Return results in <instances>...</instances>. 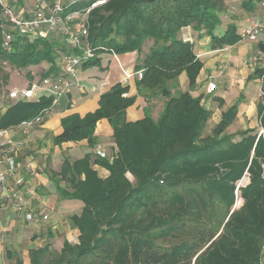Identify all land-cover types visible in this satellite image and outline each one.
<instances>
[{"label":"trees","instance_id":"16d2710c","mask_svg":"<svg viewBox=\"0 0 264 264\" xmlns=\"http://www.w3.org/2000/svg\"><path fill=\"white\" fill-rule=\"evenodd\" d=\"M72 1L65 2L68 12L95 0ZM260 2L108 0L89 14L88 43L95 53L83 67L96 66L105 52L136 51V70L143 71L135 81L136 92L148 101L162 99L163 109L156 119L146 111L141 120L128 122L126 110L135 98H124L128 88L116 85L100 97L95 111L61 119L54 144L86 141L90 150L75 161L64 157L59 171L51 174L59 199L83 204L80 215L69 218L79 232L78 243L66 242L59 251L47 246L32 250L30 264H264V134L259 133H264V98L256 109L257 128L227 134L238 113L234 105L204 136L210 109L178 85L184 73L193 91L203 68L180 31L190 28L214 39L221 15L236 6L249 15ZM231 17L235 21L215 38L221 47L241 38L236 25L240 16ZM6 28L0 10L2 83L9 77L7 69L27 76L32 66L48 64L41 79L59 73L61 55L70 52L62 36L49 33L29 40L16 33L6 46ZM148 42V52L140 57ZM263 71H255L253 78L260 79ZM262 89L264 93V83ZM213 99L223 108L220 98ZM51 101L41 96L13 103L0 115V130L33 119ZM100 120L112 128V155L107 158L95 153L94 131ZM94 165L108 175L100 177ZM245 178L248 183L242 186ZM6 258L23 264L9 251Z\"/></svg>","mask_w":264,"mask_h":264},{"label":"crops","instance_id":"0c3cea01","mask_svg":"<svg viewBox=\"0 0 264 264\" xmlns=\"http://www.w3.org/2000/svg\"><path fill=\"white\" fill-rule=\"evenodd\" d=\"M34 0H8L10 6H18L30 12ZM236 21L239 34L240 26L245 30L250 19L258 20L264 24V10L255 9L249 15L241 13ZM222 25L214 31V39L206 36L204 32H195L190 28L180 31V37L191 39L193 51L203 64V68L198 74L196 85L193 91L188 90V80L184 73L179 75L178 85L180 91H188L194 97H201V105L206 109H212L209 100L220 98L223 108L238 106L236 121L241 116L247 117L252 122L256 118V109L261 98L259 96V80L253 78V73L264 69V61L252 64L247 68L244 63L251 54L264 52V38L259 37L256 42L248 43L240 38L232 46H219L216 39L224 35ZM241 35V34H240ZM242 36V35H241ZM216 38V39H215ZM196 42V43H195ZM149 43V42H148ZM142 47L143 56L148 52ZM138 53H123L117 55L118 63L115 62L113 55L105 52L98 56L96 66L82 67L79 73L80 86L74 89L67 98H63L55 113L48 114L42 122L34 128L27 137L25 148L20 152L19 164H25L29 156L33 157L30 170L21 167L20 174L24 179L23 193L27 199L28 209L32 213L33 219H27L26 213L16 212L10 205L2 207L0 205V264H11L6 258L9 251L23 261V264H30L28 253L47 246L50 250L59 251L64 243H78L79 232L70 225L71 216H79L82 209V202L79 200L59 199L57 196L56 183L51 178L52 172H58L59 167L67 157L71 161L82 158L89 150L86 141L78 143H63L58 147L53 142V137L60 134V121L68 115H84L96 110L100 97L113 86H126L128 97H134L132 106L126 110V120L136 122L141 120L146 111L151 117L156 119L162 111L163 100L153 98L150 101L142 98L136 92L135 80H130L123 84L122 69L127 72L136 70ZM35 71L39 75L48 69V64H40ZM16 76L21 79L26 87L30 82V74L16 71ZM12 74L6 83L0 81V115L12 105L13 102L6 96L7 92L14 89L11 84ZM215 84V92L208 93L206 87L208 83ZM39 93L38 98L42 95ZM231 96L228 100L226 97ZM46 97V96H45ZM31 101V100H30ZM68 102L72 107L68 106ZM222 111V110H221ZM112 128L107 120L97 122L94 138H96L95 153L104 155L105 158L112 155ZM100 177H106L108 172L105 168L98 165L93 166ZM60 186L63 188L64 184ZM26 211V212H27ZM42 216L47 220L43 221Z\"/></svg>","mask_w":264,"mask_h":264},{"label":"built area","instance_id":"2783aa9c","mask_svg":"<svg viewBox=\"0 0 264 264\" xmlns=\"http://www.w3.org/2000/svg\"><path fill=\"white\" fill-rule=\"evenodd\" d=\"M66 1L52 0L51 3H46L37 0L31 11L27 12L24 8L10 6L8 0H0L1 17L7 25L4 32L6 46L7 42L12 39V35L16 33L27 37L29 40L34 37L45 38L47 34L54 33L64 38V45L70 51L61 55L57 75L51 74L41 79L40 75L32 70L30 72V82L25 88L11 89L6 94L13 102L30 101L36 91H42V95L52 98L51 105L34 116L33 119L0 130V205L2 207L10 205L19 213L23 211L29 220L33 217L32 213L27 211V199H25L23 193L25 184L20 174V168L30 170L34 159L29 156L26 163L22 165L17 162L19 154L25 148L30 132L39 126L44 117L57 111L56 109L63 98H67L74 89L79 88L80 70L84 63L94 57L95 53V50L88 43V17L93 10L102 7L108 0H73L71 4H87L90 1L87 7L76 9L73 12H68V7L65 6ZM260 1L259 8L264 10V0ZM259 37L264 38V24L258 20L250 19L241 38L243 41L251 43L256 42ZM184 41L192 44V40L189 38L184 39ZM73 51L76 52L73 53ZM110 53L113 55L115 62L118 63L117 55L113 52ZM201 56L198 55L197 58ZM261 61H264V52L251 54L247 57L244 65L249 68L252 64ZM121 69L123 84H127L130 80L142 79V70L127 72L123 68ZM263 83L264 71L258 86L261 99L264 98ZM206 91L210 94L214 93L215 84L209 82ZM122 96L124 98L128 97L127 93ZM68 106L72 107L69 102ZM259 133L264 134L262 130ZM98 155L105 158L102 154ZM42 220L46 221L47 217L42 216Z\"/></svg>","mask_w":264,"mask_h":264},{"label":"rangeland","instance_id":"374dc122","mask_svg":"<svg viewBox=\"0 0 264 264\" xmlns=\"http://www.w3.org/2000/svg\"><path fill=\"white\" fill-rule=\"evenodd\" d=\"M241 14V10L236 6L233 10H229L228 11V15H221V25L222 27L225 29V27L230 23V22H234L235 20H233V17L240 15ZM237 21V20H236ZM240 31H241V35H243L244 30L242 26H240ZM196 43V42H195ZM147 46H149V43H146L144 49L147 48ZM147 50V49H146ZM38 69V67L36 66H32L30 68V70L32 71H36ZM9 74H12V79H11V84L14 85V89H21L22 88V81H20L21 79H18V76H16V71L12 70V69H7ZM24 88V87H23ZM259 93V91H258ZM38 95L39 93L36 91L34 97L32 98L31 101L33 100H37L38 99ZM231 96L226 97V99H230ZM209 105L213 106L212 109H210L211 111V117L209 118V122L203 132L204 136H208L211 132V130L216 126V124H218L220 122V117L221 114L223 113V111L227 108H219L217 105V101L215 99L209 100ZM222 110V111H221ZM258 127V119L253 118L252 122L250 121V119L248 120L247 117L245 116H241L239 121H235L232 125H230L227 129H226V133L227 134H232V135H236V133H239L242 130H245L247 128L253 129V128H257ZM261 129H259L260 131ZM238 137L234 138V141H237ZM248 183V179L245 178V180L243 179L241 181L242 186L247 185ZM236 205H240V201H237Z\"/></svg>","mask_w":264,"mask_h":264}]
</instances>
